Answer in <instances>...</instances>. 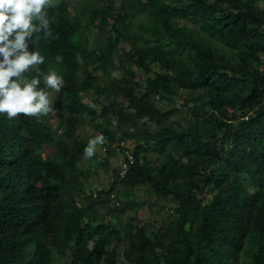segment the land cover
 <instances>
[{
    "label": "trees",
    "instance_id": "1",
    "mask_svg": "<svg viewBox=\"0 0 264 264\" xmlns=\"http://www.w3.org/2000/svg\"><path fill=\"white\" fill-rule=\"evenodd\" d=\"M77 1L81 9L72 12L73 0H52L51 35L34 34L45 58L39 67L64 80L57 112L43 119L56 100L39 117L0 115V264H53L52 254L64 264H118L125 244L129 264H264V10L257 0ZM120 41L131 50L116 56ZM181 92H188L182 126L170 107ZM89 93L98 112L82 101ZM231 103L238 114L226 123L218 112ZM99 118L116 128L94 125L106 156L131 151L133 160L123 178L115 165L111 188L84 194L76 189L89 170L77 163L94 136L82 140L79 131ZM127 141L128 151L120 147ZM50 145L53 154L43 156ZM176 152L185 162L170 160ZM137 187L151 195L152 213L171 200L177 217L150 234L120 227L139 201L117 193Z\"/></svg>",
    "mask_w": 264,
    "mask_h": 264
},
{
    "label": "clouds",
    "instance_id": "2",
    "mask_svg": "<svg viewBox=\"0 0 264 264\" xmlns=\"http://www.w3.org/2000/svg\"><path fill=\"white\" fill-rule=\"evenodd\" d=\"M52 0H0V115L12 120L18 114L39 117L51 111L53 94L64 80L55 70L39 66L44 56L35 46L34 34L51 35L47 9ZM29 73L31 76L29 77ZM105 137L90 138L83 154L92 157Z\"/></svg>",
    "mask_w": 264,
    "mask_h": 264
},
{
    "label": "rangeland",
    "instance_id": "3",
    "mask_svg": "<svg viewBox=\"0 0 264 264\" xmlns=\"http://www.w3.org/2000/svg\"><path fill=\"white\" fill-rule=\"evenodd\" d=\"M81 9L80 3L77 0H73V7L71 8L72 12H79ZM257 9L258 10H264V0H257ZM88 39L94 43L97 40V34L96 31L91 29L87 33ZM123 47L125 50L130 51L131 48L127 45L124 44L123 41H120L118 45V51L116 52V56H119L121 54L120 48ZM263 63H264V56H262ZM63 90H60V92ZM60 92L58 94L54 93L53 94V101L57 102L55 103L53 111L43 119L46 120V118H49V116H53L57 110L60 107ZM229 97L231 96V93L227 94ZM188 96V92H181L180 97L177 98V100L174 102V104L170 105V107H173L175 109V114L174 118L178 120V123L182 126L185 125V120L188 117V113L185 110V108L182 105L183 99ZM83 103L86 105H90L96 112L99 111L100 107L99 104H96L94 102V97L89 93L86 95L81 96ZM100 101V100H98ZM164 104V102H163ZM199 110H203V107L200 106ZM186 114V116L183 118V115ZM219 116L226 121V123H231L235 116L238 114L236 110V106L231 103L229 106H227L225 109L221 110L218 112ZM50 124L52 126V129L54 131L58 130L60 131L58 127V123L56 119H51ZM94 125H98L101 128H108L111 130H115V124L113 121L108 123V120L106 119H98L95 121L87 119L86 123L84 126L79 131V136L80 139L86 140L90 136H96L99 135L98 130L95 129ZM152 128V127H151ZM135 129V125L132 124L128 127L127 131H131ZM156 129L152 128V131H155ZM123 144V146H121ZM120 145V147H127L129 148L128 150H131L134 147V144L131 141L124 142ZM106 148H104L101 144L96 146L95 152L92 157H79L77 166L84 170H89V176L87 177L86 181L82 184V186L78 187L76 190H79L80 193L87 194L89 192H95L97 190H102V189H109L112 187V184L109 183V181L112 180V169L115 167V162H118L120 160V163L124 161V158L126 155L124 153H120L115 150L114 157L108 158L105 154ZM54 152V147L53 145L46 146L43 149V156H48L50 154H53ZM150 154V152H149ZM104 159H107L109 162L108 168H104L102 166V163L104 162ZM170 160L172 161H184L185 160L182 158L181 154L178 152L172 154L170 156ZM263 184V183H262ZM129 190H124L121 189L117 193V197L120 200H138L139 204L136 208H134L131 211L126 212L124 215L122 222L120 224V227L126 228L128 226H136V227H142L147 234L155 232L158 227L160 226L161 221H167L172 218H176V214L174 212V206L175 203L173 201H168L165 203L159 211L152 213L150 211V207L148 206V203L151 201V195H149L147 192H145V189L143 187H137L132 190L131 195L127 194ZM77 202H80L81 199L77 197L76 199ZM143 202V204H142ZM117 208H121V204H115ZM116 225V223H114ZM119 254H120V259L119 262L121 264H124L125 261V256L127 251H129V247L127 244L122 245L121 248H118ZM52 262L53 264H64V260H61L60 258H57L54 254H52Z\"/></svg>",
    "mask_w": 264,
    "mask_h": 264
},
{
    "label": "built area",
    "instance_id": "4",
    "mask_svg": "<svg viewBox=\"0 0 264 264\" xmlns=\"http://www.w3.org/2000/svg\"><path fill=\"white\" fill-rule=\"evenodd\" d=\"M126 160L123 161L122 163H120L121 164V167L118 170L119 178H123L125 176V173H126L127 168H128V164H131L132 163L133 158H132V152L131 151H129V152L126 153ZM116 204H118V202ZM118 264H121V263L118 262ZM124 264H129V263L125 262Z\"/></svg>",
    "mask_w": 264,
    "mask_h": 264
},
{
    "label": "crops",
    "instance_id": "5",
    "mask_svg": "<svg viewBox=\"0 0 264 264\" xmlns=\"http://www.w3.org/2000/svg\"><path fill=\"white\" fill-rule=\"evenodd\" d=\"M121 146H123V144H122ZM125 148H126V147H125ZM128 149H129V148L127 147V151H128ZM127 151H126V152H127ZM119 163H120V160H119L118 162H115V164H119ZM112 182H113L112 180L109 181L110 184H112Z\"/></svg>",
    "mask_w": 264,
    "mask_h": 264
}]
</instances>
